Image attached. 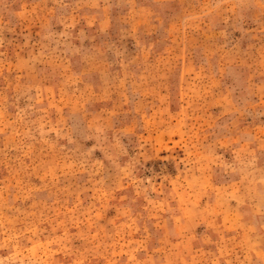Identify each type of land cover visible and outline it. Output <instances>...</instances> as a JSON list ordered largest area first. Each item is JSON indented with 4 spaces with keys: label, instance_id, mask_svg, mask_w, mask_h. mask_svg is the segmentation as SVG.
Wrapping results in <instances>:
<instances>
[{
    "label": "rangeland",
    "instance_id": "374dc122",
    "mask_svg": "<svg viewBox=\"0 0 264 264\" xmlns=\"http://www.w3.org/2000/svg\"><path fill=\"white\" fill-rule=\"evenodd\" d=\"M0 264H264V0H0Z\"/></svg>",
    "mask_w": 264,
    "mask_h": 264
}]
</instances>
